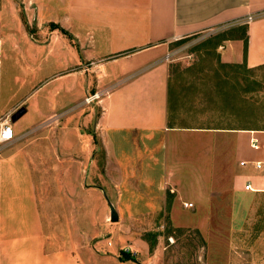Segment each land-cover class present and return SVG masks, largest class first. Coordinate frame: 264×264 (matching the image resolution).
Returning a JSON list of instances; mask_svg holds the SVG:
<instances>
[{
    "label": "crops",
    "instance_id": "0c3cea01",
    "mask_svg": "<svg viewBox=\"0 0 264 264\" xmlns=\"http://www.w3.org/2000/svg\"><path fill=\"white\" fill-rule=\"evenodd\" d=\"M20 2L22 10L13 0L0 7V116L10 117L14 133L0 147V264H171L164 262L161 231L153 248L143 234L144 224L164 221L196 227L214 248L224 240L217 253L228 264H264V191L244 189L246 181L263 184L251 162L264 160V128L179 124L170 116L173 42L233 29L218 39L219 62L264 66V0ZM249 14L255 17L245 22ZM9 58L40 62V96L31 104L28 92L14 100L22 87L7 81ZM91 90L102 93L93 123L98 146L78 161L101 221L111 226L96 241L87 226L84 244L72 232L62 243L46 228L40 204V127L82 107ZM81 115L70 114L67 124L90 121L91 112ZM252 137L258 149L250 147ZM84 204L87 212L92 203ZM210 223H225V232Z\"/></svg>",
    "mask_w": 264,
    "mask_h": 264
},
{
    "label": "rangeland",
    "instance_id": "374dc122",
    "mask_svg": "<svg viewBox=\"0 0 264 264\" xmlns=\"http://www.w3.org/2000/svg\"><path fill=\"white\" fill-rule=\"evenodd\" d=\"M13 1L22 10L20 0ZM6 2L8 0H0V7ZM29 30L30 38L36 39V28L30 27ZM230 30L214 29L173 42L170 53L173 57L170 69V116L174 123L264 128V66L245 69L219 62L217 45L214 46V43L217 36L228 35ZM31 60L26 64L9 58L5 59L4 64L9 74L7 81L10 79L14 89L19 85L22 87V94L18 93L14 100L26 98L27 95L29 104L40 96V62L34 66ZM51 70L45 68L42 73ZM95 91L102 94L100 90L90 92ZM77 107L66 115H55L52 117L54 120L50 119L40 127V173L36 177L42 213L48 221L46 228L61 236L62 243L69 240L72 232L76 235L77 243L84 244L89 237V227L93 228L92 237L96 241L101 237V231L111 223L101 221L98 200L87 191L86 184L90 182L85 179L84 166L78 161L85 151H93L98 146L93 123L100 114L99 100ZM79 111L82 112L81 116L91 112L90 121L80 125L76 117V122L73 120L67 124V117ZM56 117L61 119L56 120ZM86 200L92 203L87 212L84 207ZM160 214L164 221L163 212ZM86 217L93 222H86ZM160 224H144L147 230L143 234L150 248H153L158 241L156 234L161 231L165 263L228 264L227 255L217 253L225 250L227 245L224 240L214 248V241L204 240L196 227L174 228L165 221L161 227ZM214 227H221L225 232L226 224H209L210 230Z\"/></svg>",
    "mask_w": 264,
    "mask_h": 264
},
{
    "label": "built area",
    "instance_id": "2783aa9c",
    "mask_svg": "<svg viewBox=\"0 0 264 264\" xmlns=\"http://www.w3.org/2000/svg\"><path fill=\"white\" fill-rule=\"evenodd\" d=\"M255 17V14H249L245 18V22L251 21ZM0 64H1V58H0ZM101 94L98 91L95 92H89L85 95V97L82 100L83 104H88L94 100H99ZM14 136L13 128L11 125V120L9 116H0V147L3 143L11 140ZM250 147L254 149L259 148V141L257 138H250ZM240 165L245 166L248 164L247 161L241 160L239 162ZM251 165L255 170L261 171L263 175V184L261 187H254L250 181H246L244 184V189L249 191H264V160H256L252 161ZM184 206H192V203H183Z\"/></svg>",
    "mask_w": 264,
    "mask_h": 264
},
{
    "label": "water",
    "instance_id": "95a60500",
    "mask_svg": "<svg viewBox=\"0 0 264 264\" xmlns=\"http://www.w3.org/2000/svg\"><path fill=\"white\" fill-rule=\"evenodd\" d=\"M109 208H110V216H109L110 221H116L118 217L114 210V207L111 204H109Z\"/></svg>",
    "mask_w": 264,
    "mask_h": 264
},
{
    "label": "trees",
    "instance_id": "16d2710c",
    "mask_svg": "<svg viewBox=\"0 0 264 264\" xmlns=\"http://www.w3.org/2000/svg\"><path fill=\"white\" fill-rule=\"evenodd\" d=\"M232 30H233V29H231L230 31H228V35L225 34V35H222V36H217V40L215 41L214 46H216V45L219 43V40H218V39H223L224 37H227V36H229L231 33H233Z\"/></svg>",
    "mask_w": 264,
    "mask_h": 264
}]
</instances>
